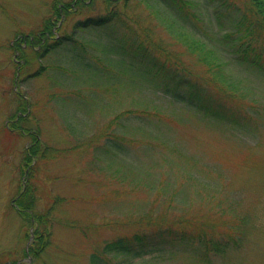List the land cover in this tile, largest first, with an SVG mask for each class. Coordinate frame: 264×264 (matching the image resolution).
Listing matches in <instances>:
<instances>
[{
    "label": "rangeland",
    "instance_id": "obj_1",
    "mask_svg": "<svg viewBox=\"0 0 264 264\" xmlns=\"http://www.w3.org/2000/svg\"><path fill=\"white\" fill-rule=\"evenodd\" d=\"M192 1L198 13L205 2H217ZM115 3L0 0V264H93L94 254L104 264H264V73L240 64L241 43L226 39L237 14L210 7L200 34L227 64L219 68L221 77L227 72L243 86L239 101L253 116L239 128L175 96L187 93L185 83L205 70L185 45L193 32L157 0ZM65 4L70 15L57 17L55 8ZM219 8L222 20L214 16ZM114 10L139 28L127 23L131 32L116 21L84 25ZM47 19L55 23V36L43 54L38 44L21 40L40 32ZM149 31L165 53L138 50ZM56 41L61 45L54 47ZM248 58L264 67V53ZM223 79L222 86L235 88ZM208 93L218 104L219 91ZM32 135L39 141L35 157ZM110 140L124 152H112ZM30 183L37 209L52 208L50 245L38 259L27 254L33 229L23 226L13 205ZM142 214L150 224L129 221ZM199 216L216 223L209 233L229 245L224 252L192 240L169 241L162 253L142 258L103 252L108 242L139 231L152 236L156 223ZM239 223L243 235L234 245L229 227ZM163 236L157 241L168 239Z\"/></svg>",
    "mask_w": 264,
    "mask_h": 264
},
{
    "label": "trees",
    "instance_id": "obj_2",
    "mask_svg": "<svg viewBox=\"0 0 264 264\" xmlns=\"http://www.w3.org/2000/svg\"><path fill=\"white\" fill-rule=\"evenodd\" d=\"M118 1L119 0H115V4H117ZM128 1L129 0H125L126 3H128ZM157 1L161 3V5H163L169 12L168 14L173 17V21H175L182 27L190 29L193 32L194 38H189L188 36L184 38L185 40L187 39V43H185V45L187 46L188 53L197 56L199 63L203 67L205 66V70L202 72L203 74H194V78L190 82L185 83L184 88H187L188 91H185L187 93L181 91L180 93L176 92L177 95L175 96L178 98V100L185 102L186 104L194 108V110L205 114L208 117H215L223 121H230L234 123L238 128L241 126L243 127L245 125V122H251V117L253 116V114L250 113L251 109L246 108V105L239 101L240 90L241 88H243V86L241 85L240 81L235 80L234 78L227 75V72H223V76L221 77V71H219V68L222 66L227 67V64L222 62V58L215 46H211L213 49L206 47V45L208 46L209 43L204 40L205 38L201 36L200 31L204 29L206 25L202 18V13H209L210 7H214L215 9V5L220 4L221 8L225 9V12H232L234 14L236 13L237 21H235V23L233 24V27H235V29L232 34H229V36H227L226 39L228 41L231 40L233 42H238L235 45H239V42L241 43L240 46H238L240 51H237L240 64H242L240 61L247 63L246 65L253 64L254 66L258 67H256L257 71L264 73L263 66L256 63V61H251L248 58L252 53H254L257 58L261 57L264 53V0H217L215 4H212L213 2H205L204 7L201 8L202 10H199V13L197 10L198 4L194 3V1L192 0ZM67 7V4L63 5V7L57 6L55 8V15L61 18L62 15L60 13L62 12H65L66 16L70 15L66 11L68 10ZM223 14L224 13L220 12L219 8L215 10L214 16L215 18L217 17L218 20H222ZM123 15L125 14H118L114 10L112 14L107 16H103L97 19L89 18L86 22H84V25H102L116 21L117 23H120L122 26L127 27L131 30V32H133L132 29L129 28V25L133 26L136 20L130 19L126 21ZM220 24L222 25V23ZM137 25L138 23L136 22V28L138 27ZM78 26L80 27V25ZM54 27L55 23H53L51 19H47L44 21L43 29L40 32L37 31L30 35H24L21 41H23V44H26L28 46L30 45L36 47V45L38 44L41 49L44 48V54L49 47V45L47 44L49 36H55ZM132 37H134L132 40L134 41L137 36ZM142 38H144V40L141 42L138 41L139 44L137 43V48L139 51L147 56H150L154 55L149 52L150 48L153 49V47H155L160 50L159 44L154 43L150 31L147 34L141 36V40ZM64 40V42H74L76 44V41L74 40ZM52 45L54 47H58L59 45H61V42L56 41ZM207 49H209L210 52H207ZM22 54L27 58V54H24V52ZM43 54L40 53V50L38 51V55H40V57L43 56ZM206 72L209 76H205ZM223 78L225 79L227 85L231 86V84H233L235 85V88H226L225 86H222L220 84V80H222ZM200 81L202 82V84L200 83ZM182 85L184 84H181V86ZM236 85H238V88L236 87ZM208 88L209 90L219 91L220 99H217L219 100L218 104L214 102V96L208 93ZM19 118L21 119H19V121L25 120L23 116H20ZM242 119H244V122ZM19 121L17 123H19ZM32 136L34 138L35 144L30 149V155L35 157L37 156L36 154L38 151L36 144L39 143V141L36 135ZM107 147L115 153L124 152L122 144L117 140H110ZM25 161L28 162L29 159L26 157ZM36 190L37 188L34 184H28L20 191L19 195L15 198L13 205L22 221L23 226L33 229V231L31 232L32 234L30 233V235H33V239L28 247L27 254L35 259H38L50 245V238L52 234V208L49 207V209L44 212L37 209L39 198L36 194ZM211 220V218H206V220L202 222V218L199 216L197 217V220L181 218L180 220H176L174 222H168L167 226L156 223L158 226L156 225L152 228V236H149L147 232L140 233L139 231L126 236L125 238H119L117 240L108 242L103 248V252L106 254H112L114 257L123 256L126 258L128 257L129 259L142 258L145 255L162 253L163 251H165L166 244L171 243L169 241L174 240L173 242L180 241L182 244H190L186 240H192L196 241V243H199L200 246L204 249H207L211 252L219 251L220 253H222L229 247V245H224L222 240H215L214 237L211 236V232L209 233V231H211V229H213L216 225V223ZM129 221L135 223L136 225H145L146 223L150 224L148 214H142L137 219H129ZM240 221L242 222V219ZM191 225H193L194 229L193 231L189 232V230L187 229ZM234 226L235 225H231L229 227V230L232 234L231 240L235 245L236 243H239L243 235V228L240 223L239 226ZM162 227L165 228L160 229ZM174 232H176L175 235H173ZM165 234H168V237L166 236L168 238L167 240L161 241L159 239L157 241L158 237H165L163 236ZM189 234H191L192 237L190 239H187ZM208 235L211 237L210 239H208ZM92 262L93 264H104L101 258L96 254L92 256Z\"/></svg>",
    "mask_w": 264,
    "mask_h": 264
}]
</instances>
